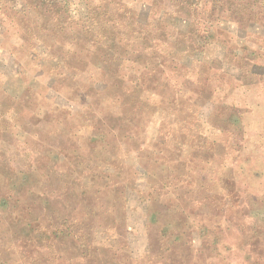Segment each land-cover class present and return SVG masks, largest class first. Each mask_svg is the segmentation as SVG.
I'll return each mask as SVG.
<instances>
[{"label":"rangeland","instance_id":"374dc122","mask_svg":"<svg viewBox=\"0 0 264 264\" xmlns=\"http://www.w3.org/2000/svg\"><path fill=\"white\" fill-rule=\"evenodd\" d=\"M30 2L0 0V55L42 71L35 97L62 85L68 104L54 110L40 96L29 109L4 100L8 85L0 87V105L32 121L10 125L13 138L0 128V264L125 263L141 224L150 253L126 264H264V0ZM142 35L153 39L159 68L178 66L168 86L145 84L156 94L139 96L142 141L127 142L118 131L130 113L108 91H90L84 78L62 82L59 72L94 68L100 43ZM195 90L201 103L214 93L196 106ZM47 114L56 117L38 122ZM100 121L115 130L87 152ZM226 131L238 146L218 142ZM49 145L84 151L74 158ZM34 167L48 170L38 178ZM45 226L71 235L50 237Z\"/></svg>","mask_w":264,"mask_h":264},{"label":"trees","instance_id":"16d2710c","mask_svg":"<svg viewBox=\"0 0 264 264\" xmlns=\"http://www.w3.org/2000/svg\"><path fill=\"white\" fill-rule=\"evenodd\" d=\"M60 0H31V2L28 4L29 7H49L56 9L57 3ZM263 3V0H259ZM263 6V5H262ZM58 10V9H57ZM141 27V24L139 25ZM132 39L128 37H113L111 38V42L108 44L99 45L96 49V51L92 52V55L90 56V59H93L92 61H96L97 65L94 68L89 67H80V68H68V69H60L59 77L61 78V81L63 82L64 79L72 77L75 80H80V78H84L86 80V84L90 87V91L95 92L96 94L104 93L105 91L109 92L108 99L113 101V106H121V110L125 111L126 113H130L129 115V122L130 125L125 126V130L122 132L118 131V134L122 136V139L124 141L130 142V141H136L141 142L142 141V131L143 127L141 125L142 116L140 112L139 104L142 101L141 98H139L140 95L145 94L149 98H152L156 93L150 92L148 90V85H145L147 82L168 86L167 80H171L173 78V75L176 73L177 66L170 69L169 67H161L159 68L157 63V53L155 52V49L151 47L152 44V38L148 35H142V37H131ZM105 39V36L102 37V39L99 42H102ZM80 42L86 43L87 41L85 39H80ZM163 60L167 59V57H161ZM81 59V58H79ZM15 59L10 60L9 57L6 56V54L0 55V71H2L1 77H4L3 81H1L0 87L3 91L2 87L3 85H8L9 95H7L5 98H7V102L16 103L24 100V102L30 104L28 105V108L30 109L33 105L32 103H35V99L37 97H40L41 95L38 94V96H34L33 90L36 91L37 87L40 85L42 81V71L40 73L33 72L30 69H28L25 66H21L20 63L17 61H14ZM81 61V60H80ZM83 63V61H82ZM166 66V65H165ZM176 79L174 80V82ZM110 84L112 85L110 87ZM202 88H207L209 86L202 85ZM214 91H208L203 94L202 103L199 101L198 98H200V94L198 91H194L191 93V103L193 105L199 106L200 104H204L207 102H210V98ZM190 94V93H189ZM42 99L44 102H47L50 104V108H54V110L57 109H67V107H64L65 104H68V100H66L64 89H62V85L60 88L57 89H51L48 91L46 89L45 94H42ZM146 96V97H147ZM202 96V94H201ZM59 100V103H55L54 101ZM127 103H126V102ZM2 102V101H1ZM23 102V101H22ZM1 104V103H0ZM8 107L4 108L2 105H0V128L2 132L5 134L9 132V137L13 138L15 136V133L13 134L11 129H9L10 125H13V127H16L17 125L22 128L26 126L25 124H30L31 119H29L27 116H23L20 113H16L14 110L11 111L12 106L10 104H7ZM134 113V114H131ZM19 115V116H18ZM48 116H42L40 119H38V122H41L42 120L50 121L53 120L54 117H56L55 114H47ZM140 115V117H139ZM126 116L121 117V120H125ZM57 120V119H56ZM120 120V119H119ZM59 121V120H57ZM103 121L96 123L94 122L93 130L94 131V138L88 142H85L84 138H82V131L79 130V138L85 142V144L90 145L87 148V152L90 153H96L98 152L97 148H103L98 147L97 144H105L106 142V135L108 133H112L115 130V126L110 125L107 121V124L102 123ZM144 122V121H143ZM108 125L112 126L108 131H105V128H102L101 126ZM88 129V128H87ZM86 130V129H85ZM88 131V130H87ZM117 134V133H116ZM231 133L229 131H226L225 134H221V137L218 139L219 143H228L229 141H232L235 143L236 146H238V137H235L233 139L229 138L228 135ZM86 137V134H83V137ZM232 136V135H231ZM83 142V143H84ZM52 144V143H49ZM130 144V143H129ZM213 144H216L215 142ZM86 145V146H87ZM225 147V146H224ZM50 148V145L48 146ZM84 147L79 146L77 148H74L73 150H66L59 147H51V151H55L56 153L64 156H71L76 158L77 154L81 151H84ZM226 148V147H225ZM47 151V150H45ZM44 151V155H45ZM71 151V152H69ZM49 158V157H48ZM47 158V159H48ZM48 163L50 162V159L47 160ZM50 164V163H49ZM50 167V165H48ZM47 167V168H48ZM48 170V169H45ZM45 170H42L40 168L34 167L33 172H36V176L38 178H42L45 174ZM18 177L21 175H26L23 173V171H19L16 174ZM28 176V175H27ZM48 215V213H47ZM49 216L53 219V221L56 223L57 221L66 222L64 218H59L54 212H49ZM145 228L148 226V222L145 220ZM142 226L138 225V230L134 236L129 237V246L127 247L128 250V259H125V263L122 261L117 262V264H120L121 262L123 264H126V261H129L130 257L138 255L140 250L144 253H150L151 245L146 240V243H144L143 236L140 229ZM144 227V226H143ZM51 228V229H50ZM45 226V229L50 237L54 236L56 233L66 234L67 236L71 235V232L69 231V228L67 229H57L54 227ZM143 228V231L144 229ZM68 233V234H67ZM165 234H161V238L163 239ZM73 241L74 237H73ZM157 245V244H156ZM161 246V245H160ZM158 245V251L159 253L162 251V247ZM158 253V254H159ZM140 254V253H139ZM161 256V255H160ZM163 259V256L160 257Z\"/></svg>","mask_w":264,"mask_h":264}]
</instances>
